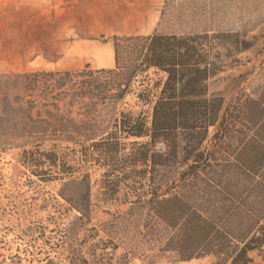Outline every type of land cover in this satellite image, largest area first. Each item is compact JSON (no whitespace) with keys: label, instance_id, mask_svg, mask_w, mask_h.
<instances>
[{"label":"rangeland","instance_id":"1","mask_svg":"<svg viewBox=\"0 0 264 264\" xmlns=\"http://www.w3.org/2000/svg\"><path fill=\"white\" fill-rule=\"evenodd\" d=\"M153 27L159 34H240L254 46L211 80V92H222L230 104L236 97L257 98L264 89V0H0V264H69L73 251L89 259L95 253L98 264H150L148 211L130 210L150 191L151 174L145 177V167H128L127 160L133 143L148 139L126 138L118 120L121 113L148 118L150 106L138 95L155 99L163 75L140 73L123 101L89 116L83 103L26 107L22 77L112 66L103 49L113 35ZM48 110L91 122L95 140L78 147L49 138L54 130L46 133L47 126L27 119L39 112L45 119ZM115 133L120 144L111 151L91 146L112 141L106 137ZM159 172L157 182L166 184L180 169ZM249 255L253 264H264V247ZM212 262L169 257L154 264Z\"/></svg>","mask_w":264,"mask_h":264},{"label":"trees","instance_id":"2","mask_svg":"<svg viewBox=\"0 0 264 264\" xmlns=\"http://www.w3.org/2000/svg\"><path fill=\"white\" fill-rule=\"evenodd\" d=\"M253 46L236 33L114 35V69L87 66L22 77L26 107L83 103L89 116L100 106L123 101L140 73L154 69L163 75L155 84V99L138 95L150 106L149 117L121 113L118 120L126 138L148 139L134 142L127 160L128 167H145V177L151 174L150 191L130 210L148 211L150 264L169 257L253 264L249 254L264 247V89L257 98L236 97L227 104L223 93H212L210 85ZM46 115L42 119L39 112L34 119L28 114L27 119L47 126L46 133L54 130L48 135L53 140L82 147L97 136L91 122L78 123L50 110ZM117 138V133L109 134L106 139L112 141L91 146L111 151L120 144ZM167 167H179L180 173L159 184V169ZM90 256L73 251L69 264H98L95 253Z\"/></svg>","mask_w":264,"mask_h":264},{"label":"crops","instance_id":"3","mask_svg":"<svg viewBox=\"0 0 264 264\" xmlns=\"http://www.w3.org/2000/svg\"><path fill=\"white\" fill-rule=\"evenodd\" d=\"M155 32L158 33V31L153 27V29L150 30V31H148L147 33H132V34H120V35L119 34H115V35H117V36H130V35H134V36H147V35L153 34ZM82 41H84V40H82ZM83 44H84L83 42H79L77 44V47H76V50H75L76 53L79 54V53L82 52L81 51L82 50L81 47H82ZM108 44H109V47H106L103 50H106L107 51L108 59L113 58V65L112 66H109V67H106L105 64H101L100 65V68H97V69H101V68H104V69H106V68H112L114 66V64H115V54H114L113 44H111L110 42ZM103 50H101V51H103Z\"/></svg>","mask_w":264,"mask_h":264}]
</instances>
